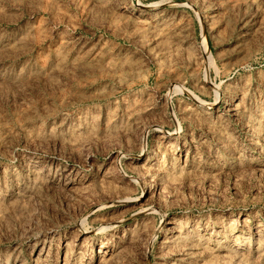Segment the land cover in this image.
Segmentation results:
<instances>
[{
  "label": "rangeland",
  "instance_id": "374dc122",
  "mask_svg": "<svg viewBox=\"0 0 264 264\" xmlns=\"http://www.w3.org/2000/svg\"><path fill=\"white\" fill-rule=\"evenodd\" d=\"M0 264H264V0H0Z\"/></svg>",
  "mask_w": 264,
  "mask_h": 264
},
{
  "label": "bare ground",
  "instance_id": "6f19581e",
  "mask_svg": "<svg viewBox=\"0 0 264 264\" xmlns=\"http://www.w3.org/2000/svg\"><path fill=\"white\" fill-rule=\"evenodd\" d=\"M142 5V4H141ZM141 7H143V8H145V10H146V8H147V6H141ZM126 10L128 9V8H125ZM143 11V10H142ZM205 51H204V53H205V55H206V59L207 60H209V62L211 61L212 62V58H211V56L210 55H208L207 54V49H204ZM204 55V56H205ZM175 84V85H174ZM174 84H173V89H174V91H178V85H177V83L176 82H174ZM217 97H218V99H220L221 97H219V95H217ZM195 100L197 101V102H200V100L198 99V98H195ZM158 128V127H157ZM161 128V127H160ZM162 131V130H161ZM168 133V132H167ZM170 134V133H169ZM165 136V135H164ZM171 223H174L175 224V222L173 221V222H171ZM181 234L175 229V233H174V235H173V237L174 236H177V237H179ZM184 236V235H183ZM173 237H172V239H173ZM171 238V237H170ZM176 238V237H175ZM180 238V237H179ZM167 239V238H166ZM171 239V240H172ZM182 239V238H181ZM170 240V239H169ZM174 241V240H173ZM170 242V241H169ZM101 251H99V253H100Z\"/></svg>",
  "mask_w": 264,
  "mask_h": 264
}]
</instances>
